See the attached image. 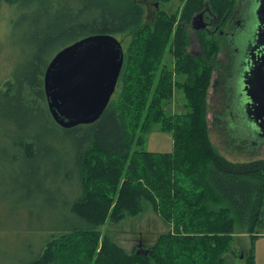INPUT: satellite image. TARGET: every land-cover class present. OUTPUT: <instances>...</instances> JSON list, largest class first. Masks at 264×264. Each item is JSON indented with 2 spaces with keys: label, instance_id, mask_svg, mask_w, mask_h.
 I'll return each instance as SVG.
<instances>
[{
  "label": "trees",
  "instance_id": "trees-1",
  "mask_svg": "<svg viewBox=\"0 0 264 264\" xmlns=\"http://www.w3.org/2000/svg\"><path fill=\"white\" fill-rule=\"evenodd\" d=\"M30 1L19 7L24 14L23 37L16 24L21 32L19 44L28 50L27 55L0 95L9 108L7 114H27L30 123L36 111L48 131L72 140L73 176L79 190L70 197L68 210L82 224L71 222L59 231L64 234L60 239H54L59 232L52 235L29 264H62L64 259L68 264L81 247L86 249L84 264H226V258L236 253L231 250L236 227L250 237V248L241 254L246 264H253V242L264 234V158L232 162L210 140L205 96L209 81L200 74V59L186 52L183 29L206 0L186 1L172 37L175 21L164 12L150 38L138 33L132 58L143 45L145 56L130 77L125 97L116 99L113 94L97 121L70 129L60 128L50 116L42 88L44 68L53 54L80 38L133 30L143 12L136 4L113 0ZM208 1H219L226 8L231 4ZM168 35L175 62L171 70L158 72ZM126 61L124 55L117 83L124 79ZM183 77L186 82L180 83ZM173 90L184 96L182 113L166 111ZM17 106L21 113H16ZM130 125L136 129L127 136ZM155 125L170 134V152L142 148L144 136ZM18 146L28 162L38 156V145L31 137H23ZM142 198L153 204L160 200L164 218L173 223L176 233L162 236L149 254L141 250V254L126 255L105 238L97 247L96 229L106 220H120L124 212L138 213Z\"/></svg>",
  "mask_w": 264,
  "mask_h": 264
},
{
  "label": "rangeland",
  "instance_id": "rangeland-1",
  "mask_svg": "<svg viewBox=\"0 0 264 264\" xmlns=\"http://www.w3.org/2000/svg\"><path fill=\"white\" fill-rule=\"evenodd\" d=\"M27 1L2 0L0 2V89L8 88L27 55L28 50L19 44L20 29L22 32L26 30L23 24L24 14L19 7ZM113 1L136 4L143 12L142 21L138 27L125 34L114 36L121 44L123 55L127 57V71L123 75L127 82L123 79L117 83L114 92V97L121 99L129 90L130 77L137 72V64L145 56L146 47L143 45L138 56L132 58L136 52L134 37L142 32L146 34V38H150L161 12L174 18L172 37L177 25L180 24L181 13L187 0ZM228 1L231 4L226 8V4H220L219 1L206 0L201 10H208L216 18L214 24L218 25V30H226L228 18L233 16L234 9L240 6L242 0ZM190 23L187 25L183 23L184 34H186L185 48L188 54L200 59L198 62L201 69L200 74L202 76L204 73L208 77L209 82L205 94L206 121L211 142L221 155L232 162H247L264 158V143L257 148H250L253 145V139H242L244 132H236L232 135V132L230 133L227 129V123L213 121L211 115L217 109L218 102L211 83L216 73L225 64L222 38L217 33L210 34L207 31L196 32V35L194 30L197 29L193 30L189 27ZM16 24H19L20 29H17ZM171 37L168 35L158 72H162V69L171 70L175 62L170 53ZM194 37L196 40L190 46L189 39ZM197 51L200 52L199 55ZM172 76L178 79L174 72ZM41 79L43 85V77ZM180 79V83H185L187 78ZM173 92L172 100L165 104L166 111L182 113L185 111L184 96L178 90H173ZM8 109L5 98L0 95V264H29L37 254H41L43 243L52 238V235L70 226L71 222L77 225L82 224L68 210L70 197L75 196L79 190L76 177L73 176L74 151L70 148L72 140L64 137L61 132L54 134L48 131L36 111L32 118L33 122L28 123L31 116L27 114L9 115L7 114ZM21 112L22 108L17 106L16 113ZM229 127L233 129V122ZM135 129V125H130L127 128V136ZM26 136L31 137L38 145V156L32 162L24 159L21 148L18 146L21 139ZM231 138L235 139V146L228 144L227 140ZM238 140H241L240 143L244 146L237 147L236 141ZM255 142L256 145L260 143V141ZM172 147L170 134L160 130L158 125L153 126L144 136L142 148L146 151L166 153L170 152ZM118 191L119 187L116 192ZM139 203L141 209L138 213L132 215L124 212L120 220H106L96 229L99 233L97 247L105 238L126 255H131L141 249L149 254L158 245L162 236L170 231V235L176 233L175 229L172 231L173 223L164 218L159 199H155V204H153L142 198ZM63 235L59 232L54 239H60ZM250 241L248 234L236 227L231 249L236 253L235 256L230 255L226 258V264H246L245 259L241 257L250 248ZM139 242L142 243L141 248H138ZM253 255V264H264V234L254 240ZM85 257L86 249L81 247L79 252L72 257L74 262L68 264H84ZM66 260L64 259L62 264Z\"/></svg>",
  "mask_w": 264,
  "mask_h": 264
},
{
  "label": "water",
  "instance_id": "water-1",
  "mask_svg": "<svg viewBox=\"0 0 264 264\" xmlns=\"http://www.w3.org/2000/svg\"><path fill=\"white\" fill-rule=\"evenodd\" d=\"M259 4L258 16L264 18V0ZM203 11L196 14L192 22L200 20ZM202 28L203 24L195 27ZM260 33L258 31V37ZM257 49L250 51V59L255 58ZM123 58L120 42L110 34L88 35L58 50L43 74L44 96L53 121L64 129L97 121L115 92ZM261 60L264 63V56ZM261 86L264 88V77ZM233 125L234 133L243 132L240 122H233ZM252 139L255 145L250 148H257L255 141L264 140ZM141 245L139 243L138 248ZM136 253L141 254L139 250Z\"/></svg>",
  "mask_w": 264,
  "mask_h": 264
},
{
  "label": "flooded vegetation",
  "instance_id": "flooded-vegetation-1",
  "mask_svg": "<svg viewBox=\"0 0 264 264\" xmlns=\"http://www.w3.org/2000/svg\"><path fill=\"white\" fill-rule=\"evenodd\" d=\"M259 3L260 0H242L240 6L234 9L233 16L228 18L225 31L218 30V25L214 24L216 18L208 10L202 13L200 20H191L189 26L194 30L197 25L203 24L204 28L194 30L195 34L214 32L222 38L225 64L211 83L218 102L211 116L215 122L227 123L232 135L234 132L229 127L230 123L240 122L245 132L242 139L264 138V98H261L264 97L261 86L264 77V63L261 60L264 56V18L258 16ZM258 31H261L259 37ZM195 40V37L189 39V45H193ZM254 48H258L254 53L255 58L250 59V51ZM241 140L236 141L237 147L244 146ZM227 141L230 146H235V139ZM261 143L264 140L257 147Z\"/></svg>",
  "mask_w": 264,
  "mask_h": 264
}]
</instances>
